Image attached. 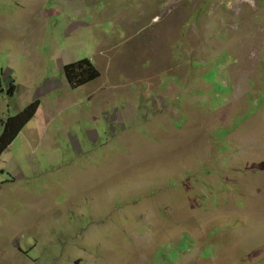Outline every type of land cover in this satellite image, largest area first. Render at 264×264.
Here are the masks:
<instances>
[{
	"label": "rangeland",
	"instance_id": "1",
	"mask_svg": "<svg viewBox=\"0 0 264 264\" xmlns=\"http://www.w3.org/2000/svg\"><path fill=\"white\" fill-rule=\"evenodd\" d=\"M36 100L0 264H264V0H0V137Z\"/></svg>",
	"mask_w": 264,
	"mask_h": 264
},
{
	"label": "trees",
	"instance_id": "2",
	"mask_svg": "<svg viewBox=\"0 0 264 264\" xmlns=\"http://www.w3.org/2000/svg\"><path fill=\"white\" fill-rule=\"evenodd\" d=\"M64 73L73 88H79L100 77V72L89 60H83L64 67ZM39 107L36 100L28 105L15 117H10L3 123L4 131L0 137V157L12 144L25 125L34 117Z\"/></svg>",
	"mask_w": 264,
	"mask_h": 264
}]
</instances>
